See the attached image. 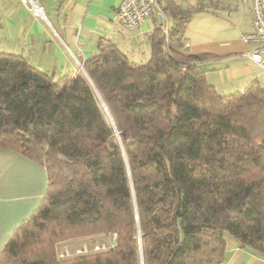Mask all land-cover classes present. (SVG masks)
<instances>
[{
  "label": "trees",
  "instance_id": "obj_1",
  "mask_svg": "<svg viewBox=\"0 0 264 264\" xmlns=\"http://www.w3.org/2000/svg\"><path fill=\"white\" fill-rule=\"evenodd\" d=\"M150 58L114 42L56 79L0 52V147L45 166L46 193L9 236L0 264H211L227 237L264 256V88L221 94L183 33L201 5L160 0ZM115 234L57 258L56 243Z\"/></svg>",
  "mask_w": 264,
  "mask_h": 264
},
{
  "label": "crops",
  "instance_id": "obj_2",
  "mask_svg": "<svg viewBox=\"0 0 264 264\" xmlns=\"http://www.w3.org/2000/svg\"><path fill=\"white\" fill-rule=\"evenodd\" d=\"M119 1L42 0L46 20L21 0H0V52L24 55L41 69L49 67L64 75L83 72V62L99 51L100 43L109 41L133 62H146L151 55L149 35L159 20L148 15L128 29L115 11ZM197 4L201 9L190 17L183 37L191 43L188 54H208L195 62L205 70L208 82L221 94L242 92L255 80L261 86L264 69L247 55L251 45L242 38L253 29L252 0H199ZM47 183L45 166L0 147V250L40 206ZM211 264H264V256L227 237L225 260Z\"/></svg>",
  "mask_w": 264,
  "mask_h": 264
},
{
  "label": "built area",
  "instance_id": "obj_3",
  "mask_svg": "<svg viewBox=\"0 0 264 264\" xmlns=\"http://www.w3.org/2000/svg\"><path fill=\"white\" fill-rule=\"evenodd\" d=\"M34 15L46 20L47 14L42 0H21ZM116 14L120 23L132 29L142 23L148 16L154 14L159 20L160 26L165 33L166 41L171 36L170 21L166 11L161 6L160 0H120L116 6ZM253 29L243 35V40L251 45L247 55L264 69V0H252ZM189 39H183V48L189 49Z\"/></svg>",
  "mask_w": 264,
  "mask_h": 264
},
{
  "label": "rangeland",
  "instance_id": "obj_4",
  "mask_svg": "<svg viewBox=\"0 0 264 264\" xmlns=\"http://www.w3.org/2000/svg\"><path fill=\"white\" fill-rule=\"evenodd\" d=\"M185 5L190 4L195 5L199 2V0H181ZM187 1H190L187 2ZM188 3V4H187ZM30 63L35 65L34 59H29ZM37 66V65H35ZM38 67V66H37ZM40 68V67H38ZM41 69V68H40ZM42 70L49 72L50 74H54L55 78L58 80L64 76L62 73H54L49 67H43ZM261 87L264 88V80L262 81ZM226 237H232L230 232L225 233ZM115 234H97V235H84V236H74L71 238L60 239L56 243V253L57 258H64L68 256H72L75 254H82L86 252L101 250L105 247H108L114 244Z\"/></svg>",
  "mask_w": 264,
  "mask_h": 264
}]
</instances>
